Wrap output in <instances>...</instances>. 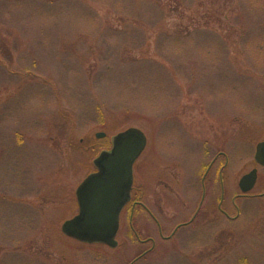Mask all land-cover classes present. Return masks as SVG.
I'll return each instance as SVG.
<instances>
[{
	"label": "rangeland",
	"instance_id": "obj_1",
	"mask_svg": "<svg viewBox=\"0 0 264 264\" xmlns=\"http://www.w3.org/2000/svg\"><path fill=\"white\" fill-rule=\"evenodd\" d=\"M167 3L169 12L177 1ZM191 3V9L167 15L161 27L146 29L147 42L141 51L135 52L136 56L161 61L157 51L161 33L191 30L199 25L223 38L227 44L225 54L216 49L221 68L237 72L247 85H240L234 74L226 77L212 68L203 74L198 85L179 81L180 91L175 96H155V99L148 96V100H157L148 110L147 103H130L131 95L119 99L114 83L107 84L101 77L102 70L95 79L86 76L81 79L82 68L77 69L76 62L58 53H52L53 56L37 53L35 65L13 54L12 64H5L10 73L0 72V116L7 108L14 112L6 130L0 123V152L8 145L11 154L6 160L0 156L5 165L0 164V200H3L0 201V233H3L0 264H126L137 256L140 243L132 234L126 217L116 238V248L81 243L65 236L61 230L62 224L79 211L76 190L96 171L94 159L112 148L115 135L132 127L142 130L148 139L144 153L135 164L136 187L151 193L160 189L159 184L168 185L173 192L172 199L169 203L161 196L159 199L169 216L182 211L187 201L193 203L201 191V177L220 147L230 155L231 161L222 177L226 197L222 209L229 212L231 218L216 215L215 219H209L205 214L206 219L202 216L205 222L196 233L181 231L173 243L163 245L158 255L151 251L146 260L137 264H264V198H242L237 200V208L232 205L233 198L241 193V178L256 168V147L264 141V0H191ZM90 6L105 25L122 27L110 9L93 3ZM236 22L239 27H235ZM96 63L94 54L88 68ZM73 70L79 73L72 74ZM136 76L138 74L132 78ZM231 81L238 83L237 91L235 87L231 91ZM87 84L97 86L93 92L96 100L84 90ZM61 86L69 97L62 94L60 102L53 106L64 108L63 112L70 106L74 112L68 117L65 114L61 123L71 130L72 136L94 144L95 148L80 157L70 150L66 141H61L62 148L57 149L50 140L47 146H51L57 157V165L47 170L45 162L36 158L30 161L27 149L41 147L44 151L46 148L38 121L44 118V113L53 114V106L49 104L53 97L45 91L51 88L58 96ZM173 110L176 111L170 113ZM30 127L32 132H29ZM22 129H25L22 132L26 144H21L15 135L18 132L15 130ZM100 132L106 134L102 139L96 137ZM5 136L8 139L4 140ZM24 145L21 151L24 154L20 152L18 157L16 154ZM259 177L252 193L264 192L263 170H259ZM209 192L211 198L209 201L207 198L206 209L209 204L218 205L220 185L211 181ZM150 193L147 200L153 201V193ZM17 204L35 208L39 217L37 230H24L28 223L15 213L19 208ZM197 205L196 202L192 207L195 209ZM141 224L146 234L140 233V237L145 239L150 234L147 233L150 224L148 222L149 227H144L145 221ZM143 248L146 250L149 245Z\"/></svg>",
	"mask_w": 264,
	"mask_h": 264
},
{
	"label": "trees",
	"instance_id": "obj_2",
	"mask_svg": "<svg viewBox=\"0 0 264 264\" xmlns=\"http://www.w3.org/2000/svg\"><path fill=\"white\" fill-rule=\"evenodd\" d=\"M176 1L175 6L170 7L168 12L167 2L169 0H0V57L2 59L0 60V72L6 75L10 73L5 64H12L13 54L21 55L25 63L35 65L37 53H58L64 55L66 60L76 62L80 66H76L77 69L82 68L81 79L85 76L88 79H95L102 70L101 75L103 76L101 77L107 84L114 83V90L120 96L119 99L125 95H131L128 100L130 103L134 105L138 102L147 103L149 107L145 106L148 110L149 108L151 110L157 101L148 100V96L151 99H155V96H175L180 91L179 81L198 85L203 79V74L205 75L212 68H217L216 71L223 75L226 74V77L232 76L234 74L232 71L221 68V58L216 52L218 48L225 54L227 44L216 32L199 25L191 30L161 33L157 43L161 61L136 56L135 52L141 51L147 42L146 29L159 28L167 15L179 14L182 10L191 9L193 6L191 0ZM90 3L110 9L122 27L105 25L103 18L90 6ZM239 25L237 23L235 27ZM94 54L95 61L98 63L88 68L87 64L90 63ZM173 54L176 55V59L170 57ZM178 54L180 56L177 57ZM168 65H171V69ZM77 72L73 70L71 73ZM137 74L138 76L132 78ZM234 75L240 85H247V82H243L246 80L242 79L243 77L237 72ZM237 82L229 83L231 91L234 87L237 91ZM42 85L44 86L45 83ZM60 88L58 96L57 93L51 91V88L48 92L45 91L53 97V100H49L52 106L55 102H60L62 94L69 97L64 87ZM94 88L97 86L87 84L84 90L91 98L93 97V100H96V96H93ZM73 94L74 91L71 90L70 95L73 96ZM177 102L174 101V103ZM127 106L132 107V104ZM18 107L22 108L20 105ZM69 108L71 107L68 106V109L63 112L64 108L60 110L53 106V114L44 113V118L39 117L38 124L41 127V133L45 135L43 144L46 148L43 151L41 147L39 149L29 147L27 152L31 162L35 158L39 162L43 161L47 170L57 165V157L51 151V146H47L50 140V142H55L57 149L59 146L60 149L62 148L61 141H66L70 150L72 149V152L80 157L86 154L87 150L93 151L94 144L89 145L84 140L80 141L78 137L72 136L71 130L61 123L65 120V114L68 117L74 113ZM12 112L14 111L7 108L0 116V123L5 130L11 124L9 117ZM57 122L58 124L52 127ZM31 130L32 127L29 132H32ZM15 131L19 142L26 144L25 134L22 132H25V129ZM15 135L12 136L14 139ZM3 139L8 138L5 136ZM25 147L24 145L22 149L17 150L18 157ZM8 150V145L2 148L1 159L6 160L11 157L10 150ZM95 153L92 156H95ZM21 154L24 153L21 152ZM0 164L3 165L1 161ZM221 188L223 193L224 185ZM11 202L14 204L13 201ZM18 206L15 213L22 218V221L28 223V227L24 230L29 229L30 232L37 230L39 217L37 218L38 212L34 210L35 208L25 204ZM2 235L3 233H0V237Z\"/></svg>",
	"mask_w": 264,
	"mask_h": 264
},
{
	"label": "water",
	"instance_id": "obj_3",
	"mask_svg": "<svg viewBox=\"0 0 264 264\" xmlns=\"http://www.w3.org/2000/svg\"><path fill=\"white\" fill-rule=\"evenodd\" d=\"M105 136L102 132L96 134L98 139ZM147 144L146 134L135 127L112 138V148L102 151L94 159L96 171L88 175L76 190L79 211L62 224L65 236L86 244L118 246L120 215L131 199L134 165ZM255 161L264 166V141L256 147ZM257 173L255 168L241 178L239 188L243 195L255 188Z\"/></svg>",
	"mask_w": 264,
	"mask_h": 264
},
{
	"label": "flooded vegetation",
	"instance_id": "obj_4",
	"mask_svg": "<svg viewBox=\"0 0 264 264\" xmlns=\"http://www.w3.org/2000/svg\"><path fill=\"white\" fill-rule=\"evenodd\" d=\"M211 147L214 149V143L211 144ZM230 164H231L230 155H228V153L225 150L222 151L220 147V150L216 153V155L213 157V159L210 161L207 168L205 169L203 177H201L199 183V190L201 191L198 193V196H196L193 203H191V201H187V206L184 207L182 211L180 212L178 211V213H176V215L173 216L167 215L162 205L163 199H165L167 203H169L170 198L172 199V195H173L172 190L168 188V185H163L161 187V185L159 184L160 189L151 192L153 193V201H148L147 196H149L148 193H150V191L148 192L146 189H141V187H136V174H135L136 167L134 165V181L131 190V199L129 203L125 206L123 211L121 212L120 227L121 224L123 223V219L126 217L128 219V224L131 225L132 234L140 243V248L138 250L137 256L132 261H127L126 264L127 263L137 264L139 262L146 260V257L150 254L149 252L151 251L156 252L155 254L158 255L159 251H162L163 245L167 243H173L174 239L176 238V236H178L181 233V231H185V232L190 231L189 233L192 232V234L196 233L199 229L202 228V225L205 222L202 216H204L205 219L207 216L209 219L210 218L215 219L216 215H220V216L225 215L227 217H230L229 212L222 209V205L224 204L226 197L224 195L223 198V193L225 192V186L223 193L221 188V186L224 185L222 184L223 182L222 177L224 173L227 172ZM253 169H255V167ZM256 169L258 170L257 173L258 175L257 183H258V179L260 178L259 170L264 171V166L257 165ZM211 181L216 182L220 185V197L217 206L212 207L209 204V209H206L205 206L207 204L206 203L207 198L208 201L211 198L210 192L208 194V189L210 187ZM159 196H161L162 200L159 199ZM242 198H253V199L264 198V192L257 194L256 192L253 193L250 192L247 195H243L242 193H240L239 195H236L233 198L232 205L237 208V200ZM196 202L198 205L194 209V207L192 206H195ZM171 209H173V207H171ZM126 211L127 214L125 215ZM205 214L207 216H205ZM146 220H148L150 224V231L147 232L150 234L145 239H142L140 237V233L146 234V232L144 231V228L142 229L141 221L143 222L145 221L144 227H149L148 222ZM138 224L140 226L136 227L135 225ZM147 244L149 245V248L145 250L143 247L146 246Z\"/></svg>",
	"mask_w": 264,
	"mask_h": 264
}]
</instances>
